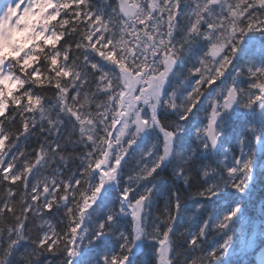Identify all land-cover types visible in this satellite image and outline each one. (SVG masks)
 Here are the masks:
<instances>
[{
  "label": "trees",
  "instance_id": "1",
  "mask_svg": "<svg viewBox=\"0 0 264 264\" xmlns=\"http://www.w3.org/2000/svg\"><path fill=\"white\" fill-rule=\"evenodd\" d=\"M156 1L150 14L144 0H58L45 22L54 41L31 42L26 63L10 60L18 82L0 113V264H158L162 240L169 264H257L264 159L254 148L256 140L264 146V69L245 47L261 53L254 44L264 42V0ZM122 5L137 8L131 22ZM167 57L176 65L156 125L172 136L171 152L163 159L155 128L135 145L124 142L115 186L98 196L95 169L109 148L121 71L156 74ZM231 86L248 100L222 114L212 153L201 127L211 101ZM246 146L248 165L235 175ZM138 202L136 245L123 213Z\"/></svg>",
  "mask_w": 264,
  "mask_h": 264
},
{
  "label": "rangeland",
  "instance_id": "2",
  "mask_svg": "<svg viewBox=\"0 0 264 264\" xmlns=\"http://www.w3.org/2000/svg\"><path fill=\"white\" fill-rule=\"evenodd\" d=\"M31 1L32 4H30ZM41 1L49 2L53 0H0V9L3 8L2 21H9L13 19L15 15H18L19 21L22 22V18L24 16L35 14L36 5ZM12 29L15 31V35L17 36H20L24 33V31L22 32V25L18 26L17 30L14 28ZM16 31H18V33H16ZM10 36L12 35H2L0 37V44L2 41L8 42L6 38ZM7 78L8 76L6 74V70L3 67H0V79L4 84L8 83ZM145 83L140 77H132L127 75L124 78V89L121 94V98L117 102L118 123L112 137L113 144L110 147L109 155L104 161L101 162L97 170L100 181V191L107 189L113 183L115 178L116 169L110 168V159L112 156H115V159L119 161L121 149L115 151L114 148L119 146L121 139L124 137L130 127H132L135 131H133L134 134H132L129 139L132 138L133 140V135H135L136 132L143 134L145 132V123L149 124L151 122L150 117L153 119L159 109V100L162 93V86L161 88L158 87V89L153 92L152 95L150 94L147 97H143V99L137 97L140 88ZM226 112H231V107H228L227 110L223 108L220 111L215 109V111L209 115V119L215 118L218 120L222 114ZM142 113H144V116L147 118L145 122L142 120ZM167 145H169V140L167 141ZM131 213L133 219L135 220V233L138 240L140 206H134ZM158 253L159 264H168L167 245L165 243L159 247Z\"/></svg>",
  "mask_w": 264,
  "mask_h": 264
},
{
  "label": "bare ground",
  "instance_id": "3",
  "mask_svg": "<svg viewBox=\"0 0 264 264\" xmlns=\"http://www.w3.org/2000/svg\"><path fill=\"white\" fill-rule=\"evenodd\" d=\"M176 21V20H174ZM178 22V24L180 25L181 22L179 21H176ZM184 24V23H183ZM253 40V38L250 40V41H247L248 43H251ZM254 46L258 47V49L261 51V53H257V54H252L251 52V49L253 47V45L251 46H247L245 47V50H246V55H249L250 59L252 60V62H254L255 64H258L260 65L263 69H264V42H261V43H255ZM219 67V63L216 65V68ZM209 70V72L211 73H214L216 72L215 69H207V71ZM220 72V71H218ZM224 80V79H223ZM232 87V86H231ZM231 87H229V89H224L222 90V97H225L226 95V103H225V106L228 108V107H231V111L235 108H237V106L243 102H245V100L247 101V97H246V91H244V94L240 95L239 98H237V95L236 94H230V89ZM242 88V87H241ZM240 88V89H241ZM220 97H215L212 101H211V106H219V104L221 103L219 101ZM240 108V107H239ZM239 108H237L236 110H239ZM234 138L233 137H230L228 136L227 138L224 139V143H225V146L229 147L232 145V143L234 142Z\"/></svg>",
  "mask_w": 264,
  "mask_h": 264
},
{
  "label": "water",
  "instance_id": "4",
  "mask_svg": "<svg viewBox=\"0 0 264 264\" xmlns=\"http://www.w3.org/2000/svg\"><path fill=\"white\" fill-rule=\"evenodd\" d=\"M214 126H215V124L212 123V124L210 125L209 130H208V133H207V137H208L210 143H211L213 146L216 145Z\"/></svg>",
  "mask_w": 264,
  "mask_h": 264
}]
</instances>
